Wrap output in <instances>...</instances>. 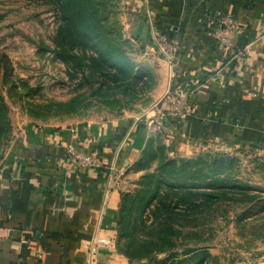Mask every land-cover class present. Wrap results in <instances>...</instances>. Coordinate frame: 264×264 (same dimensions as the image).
<instances>
[{"label": "crops", "instance_id": "obj_1", "mask_svg": "<svg viewBox=\"0 0 264 264\" xmlns=\"http://www.w3.org/2000/svg\"><path fill=\"white\" fill-rule=\"evenodd\" d=\"M125 4V32L163 79L161 97L139 117L29 129L11 144L0 167V264H129L114 237L121 198L153 141L182 158L249 151L264 159V0ZM224 16L239 26L234 40L243 55L214 35ZM164 36L180 41L173 64L159 43ZM178 88L191 90L184 114L164 109L165 95ZM161 114L160 124L151 123ZM69 150L93 154L105 167L83 171Z\"/></svg>", "mask_w": 264, "mask_h": 264}, {"label": "rangeland", "instance_id": "obj_2", "mask_svg": "<svg viewBox=\"0 0 264 264\" xmlns=\"http://www.w3.org/2000/svg\"><path fill=\"white\" fill-rule=\"evenodd\" d=\"M125 12V0H0V167L29 129H87L158 102L163 79ZM151 143L114 235L129 264H264V159Z\"/></svg>", "mask_w": 264, "mask_h": 264}, {"label": "built area", "instance_id": "obj_3", "mask_svg": "<svg viewBox=\"0 0 264 264\" xmlns=\"http://www.w3.org/2000/svg\"><path fill=\"white\" fill-rule=\"evenodd\" d=\"M218 28L214 32L215 37L220 41L222 47L227 50L235 51L237 55H243L245 48H237L234 40L235 32L239 29L236 21L229 16L217 19ZM159 43L163 47L170 64L179 51L180 41L176 37H159ZM214 78V77H213ZM191 90L188 88H178L169 91L164 98V109L167 112H174L177 114H184L189 111L188 97ZM163 119L162 114L151 120V123L160 124ZM70 155L77 161L78 166L84 171L86 168L102 169L105 167L104 163L99 161L95 155L86 153L84 151L69 150ZM105 171V170H104ZM107 243L106 239L99 238L97 243ZM96 242H94L90 251H95Z\"/></svg>", "mask_w": 264, "mask_h": 264}, {"label": "trees", "instance_id": "obj_4", "mask_svg": "<svg viewBox=\"0 0 264 264\" xmlns=\"http://www.w3.org/2000/svg\"><path fill=\"white\" fill-rule=\"evenodd\" d=\"M68 1V0H67ZM152 143H150V145L147 147V149L149 148V147H151L152 148V145H151ZM142 160H144L143 159V157L141 158V160L139 161V163L140 162H142ZM125 195H124V193H123V195H122V198H121V203H122V199H123V197H124ZM120 212H121V206H120V210H119V214H120ZM119 225V216H118V221H117V226ZM124 253V252H123ZM125 254V253H124ZM126 255V254H125Z\"/></svg>", "mask_w": 264, "mask_h": 264}]
</instances>
